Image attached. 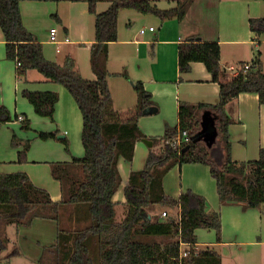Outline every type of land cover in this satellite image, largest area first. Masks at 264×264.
Returning a JSON list of instances; mask_svg holds the SVG:
<instances>
[{"label":"trees","instance_id":"trees-1","mask_svg":"<svg viewBox=\"0 0 264 264\" xmlns=\"http://www.w3.org/2000/svg\"><path fill=\"white\" fill-rule=\"evenodd\" d=\"M99 0H88L89 11L95 15V42L91 63L96 80L84 78L72 57L63 65L48 60L43 45L22 22L20 0H0V26L6 39L7 58L18 65V75L24 77L29 69H37L53 82L64 85L75 98L83 114L82 143L85 153L70 162H55L52 173L62 185L63 198L54 201L49 192L36 186L25 172L0 174V248L10 239L2 226L30 225L36 218L55 220L58 224L57 242L44 248L53 251L51 261L40 264H222L221 255L212 248L196 249V230L210 228L221 239L222 220L217 211L208 209L207 199L191 189L178 198L165 192L163 179L176 164L202 163L208 165L217 181L220 201L241 204L243 208L264 203V147L256 160L237 162L232 158L229 126L233 119L226 113V105L242 92H256L264 104V64L261 52L247 69L227 82H220L221 47L217 41H189L179 45V69L187 72L191 63L203 62L220 82V100L216 104L197 105L180 103V122L166 126L160 137H151L160 150L151 149L146 166L132 170L125 187L126 213L116 220L114 194L122 184L119 159H134L136 142L146 138L139 126L145 108L155 105L143 83L135 84L138 93L136 109L126 119L115 110L107 77L108 46L118 39V18L122 9L153 13L162 21L186 15L191 0L161 10L154 0H114L109 8L96 12ZM257 35L264 33V17L250 19ZM23 95L42 117L54 120L59 100L54 91L24 90ZM206 109L215 117L216 136H207V125L198 110ZM18 118V116H15ZM10 110L0 106V128L12 121ZM22 128L31 129L25 117ZM186 131L189 141L182 136L181 145L171 141ZM58 131L39 132L41 139L56 138ZM67 150L69 142L62 139ZM13 143L22 145L19 161L27 159L30 140L20 141L14 134ZM69 206L71 207L68 210ZM160 207L166 216H155L151 210ZM69 211L70 226L63 225L64 211ZM178 210V215L169 214ZM169 238L157 241L155 237ZM185 245L186 248H183ZM186 253V255L184 254Z\"/></svg>","mask_w":264,"mask_h":264},{"label":"crops","instance_id":"crops-1","mask_svg":"<svg viewBox=\"0 0 264 264\" xmlns=\"http://www.w3.org/2000/svg\"><path fill=\"white\" fill-rule=\"evenodd\" d=\"M113 1L99 0L96 12L106 11ZM161 1L171 5L183 0H154V3L158 7ZM171 8L175 7L159 9ZM20 12L23 25L42 43L44 55L48 60L63 65L67 57H72L84 78L97 79L91 63L92 46L95 42V15L89 11L88 0H20ZM155 16L162 22L159 27L150 20L143 19L140 29L136 32L132 30L131 23L124 26L126 31H122L118 18V39L109 43L106 65L113 106L123 119L131 115L138 104L134 83L141 81L150 93L156 111L143 112L139 118L140 129L148 139L162 136L167 125H179L180 103H218L220 82H227L241 69L250 67L257 51L261 52L264 64V33L257 35L250 26V19L264 17V0H194L181 20L172 17L162 21L160 16ZM43 27L49 28L48 39L41 36ZM150 27H154V30H150ZM53 28L57 30L55 40L51 39ZM142 29L145 30L144 33L141 32ZM194 40L219 43L220 82L213 80L212 73L200 61L192 62L189 71H180L179 45ZM130 55L135 57L137 62L134 68L137 82L128 72ZM17 70V63L7 58L6 39L0 26V106H6L14 113L13 120L0 128V174L25 172L36 186L47 190L54 201H60L63 198L62 185L53 176L52 164L70 162L73 157L84 155L81 137L83 125L77 127L75 124L80 114L78 110L81 109L64 85L51 81L37 69H29L24 77L18 75ZM115 78L122 79L119 90H115L112 85ZM129 88L135 91L131 92ZM24 90L57 92L59 100L54 120L39 116L23 95ZM125 96L127 99L123 103ZM225 109L233 119L229 126L233 160L245 162L258 159L260 149L264 147V104L260 102L259 94L242 92L230 100ZM198 113L207 125L206 135L214 138L215 116L206 109L198 110ZM36 116L51 122L56 120L59 128L54 130L52 125H46L40 130H35L36 133L32 136L29 133L31 129H23L22 125L21 129L10 127L22 123L25 117L33 121ZM41 131L58 133L56 138L44 140L37 134ZM14 134L21 142H31L24 162L19 161V151L23 147L13 143ZM58 134L65 135L59 138ZM180 136L182 137V132L177 137ZM63 138L68 140L69 150L62 142ZM152 148L158 151L161 145L154 144L153 141V145L148 147L140 139L136 142L132 162L123 157L119 159L122 184L113 198L116 203L117 221H122L125 217V187L130 173L132 170L145 168ZM163 185L165 192L175 198L183 191L191 189L207 199L210 211L220 213L221 239L218 240L216 230L199 228L196 230V249L209 247L216 250L222 257V264H264V203L249 208H243L241 204L222 203L217 181L212 176L210 167L202 163L176 164L164 176ZM70 208L69 206L68 210ZM171 211L176 212L173 215H178V210ZM151 213L159 215L158 217L163 216L160 207L151 210ZM67 214L69 215V211L66 213V227H69L71 224ZM169 214L172 213L169 211ZM2 232L10 242L0 248V263L4 261L8 264H40L44 258L48 262L51 261L53 251L49 250L44 254V248L57 242L58 224L55 220L36 218L30 225H4ZM155 238L160 240L164 237Z\"/></svg>","mask_w":264,"mask_h":264},{"label":"rangeland","instance_id":"rangeland-1","mask_svg":"<svg viewBox=\"0 0 264 264\" xmlns=\"http://www.w3.org/2000/svg\"><path fill=\"white\" fill-rule=\"evenodd\" d=\"M194 0H191V2L190 3H192ZM189 3V4H190ZM178 6V4H176V3H174V4H167L165 1H161V2H159L158 3V7L159 8H169V7H177ZM122 14L120 15V18H119V21H120V28H121V30L122 31H124L125 30V28H124V26L127 24V25H129L130 23H131V28H132V30L134 31V32H136L137 30H139L140 29V27H141V21L143 20V19H148V21L150 20L151 22H153L154 24H156V26L157 27H159V24L161 25L162 24V22L159 20V19H157V17L155 16V15H153V14H151V13H147V14H143V13H140V12H138V11H135L134 9H122ZM149 24V23H148ZM127 29V28H126ZM130 30V29H129ZM126 31V30H125ZM41 36H42V38H46V39H48L49 37V28L47 29L46 27H43L42 29H41ZM63 49V48H62ZM62 52H64V50L62 51ZM150 57L152 56V53H150V55H149ZM129 59H128V72H130V74H132V78H133V80L135 81V82H137L136 80H137V73H135L134 72V68H135V64L137 63L136 62V60H135V57H133L132 55H130V57H128ZM134 78H136V79H134ZM120 81H122V79H119V78H115L114 80H113V83H112V85L114 86V88H115V90H119V86H120ZM131 82V81H130ZM126 83H128V82H126ZM127 85H131V84H127ZM134 85H135V83H134ZM128 87H130V86H128ZM132 88H129V91L131 90ZM133 91H135L134 89L133 90H131V92H133ZM127 94V93H126ZM131 94V93H130ZM127 96H128V94H127ZM127 96H125V98H124V100L122 101L123 103H125L126 102V97ZM80 110H78V113H80L79 114V116L76 118V120H77V122H75V124H77V127H80V126H82L83 125V116H82V113H81V111L79 112ZM13 113V112H12ZM14 114V113H13ZM33 115V114H32ZM35 116V115H34ZM30 119V118H29ZM31 120V119H30ZM211 123V121L209 122V124ZM21 125H22V123L21 122H19V124L18 125H16V126H14V125H10V127H12V128H18V129H21ZM51 126V127H53V128H55L54 130H57L58 128H59V126H58V122L55 120L54 122H51V121H49L48 119L46 120V119H44V118H42V117H37L36 116V118H34L33 119V121L31 120V130L29 131V133H30V135H34L36 132H35V130H40L41 128H43V126ZM212 125V124H211ZM11 128V129H12ZM212 128V127H211ZM37 134L39 135V132H37ZM58 135H60V134H58ZM62 135V134H61ZM63 135H65V134H63ZM149 147V146H148ZM156 148V147H155ZM153 149V148H152ZM168 194V193H167ZM169 195V194H168ZM161 210H164V209H162L161 208ZM165 210H167L168 212L170 211V213H172V214H175L176 212H173V211H171V210H169V209H165ZM64 211V216H63V225L64 226H66V213H68V211L66 212V209L65 210H63ZM68 215V214H67ZM118 216H119V214H118ZM156 239V238H155ZM169 240V238H161L160 240H158L157 239V241H161V242H164V241H168ZM0 264H8L7 262H4L3 261V263H0Z\"/></svg>","mask_w":264,"mask_h":264},{"label":"built area","instance_id":"built-area-1","mask_svg":"<svg viewBox=\"0 0 264 264\" xmlns=\"http://www.w3.org/2000/svg\"><path fill=\"white\" fill-rule=\"evenodd\" d=\"M150 30H154V27H150ZM145 30H141L142 33H144ZM56 32L57 30L55 28L51 29V39L52 40H55L56 39ZM246 68H249V66H246ZM182 136L185 137L186 141H189V136H188V133L186 131H183L182 132ZM181 140H182V137H177L174 141H171L172 145L174 147H178L179 145H181ZM163 216H166L167 215V212L166 211H163ZM186 255V253H184Z\"/></svg>","mask_w":264,"mask_h":264},{"label":"water","instance_id":"water-1","mask_svg":"<svg viewBox=\"0 0 264 264\" xmlns=\"http://www.w3.org/2000/svg\"><path fill=\"white\" fill-rule=\"evenodd\" d=\"M156 111V107L152 106V107H147L144 109V113H151ZM59 138L64 137V135H59ZM144 143H146V145H148L149 147H151L153 145V141L151 139L148 138H143L142 139Z\"/></svg>","mask_w":264,"mask_h":264}]
</instances>
